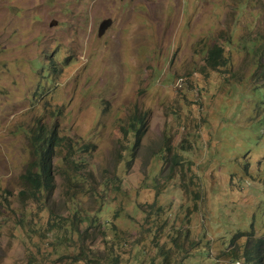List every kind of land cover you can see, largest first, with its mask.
<instances>
[{
  "label": "rangeland",
  "instance_id": "obj_1",
  "mask_svg": "<svg viewBox=\"0 0 264 264\" xmlns=\"http://www.w3.org/2000/svg\"><path fill=\"white\" fill-rule=\"evenodd\" d=\"M263 87L264 0H0V264H264ZM39 132L88 145L76 224L58 159L19 193Z\"/></svg>",
  "mask_w": 264,
  "mask_h": 264
},
{
  "label": "trees",
  "instance_id": "obj_2",
  "mask_svg": "<svg viewBox=\"0 0 264 264\" xmlns=\"http://www.w3.org/2000/svg\"><path fill=\"white\" fill-rule=\"evenodd\" d=\"M259 51V50H258ZM222 53V48L217 47L215 50H213L210 53V56L208 55V60L210 59L211 65L215 66L219 64V56ZM261 88V86L255 87V90ZM262 90V89H261ZM264 91V87L263 90ZM135 120L130 121L129 127L124 128L123 131V137L127 138L128 135V129L131 128L133 133V138L135 137L136 144L135 146H128L126 145L125 148L122 149V153L124 156H127L129 154L130 158H127L125 161L126 163H129L134 151L137 147H139L141 139L144 135L143 129L138 127V124L141 119L136 117ZM35 142V143H34ZM33 142V146L36 148L35 153L38 155V160L31 162L27 167L25 172L22 174L23 178V186L19 193L21 195H27V197L31 198L33 201H42L44 202L47 198V192H49L53 186L54 181V161L59 160L58 166L60 168H67L66 173L68 175L67 178V187L71 188V193L68 195L70 204L74 208V216L72 219V222L76 224L77 220H80V200L78 196L86 195L87 191H89V188L94 187V183L90 181L93 172V169L90 167V164L88 160H84L82 158L76 157V151L81 150H87L88 145H83L81 147L76 148V144L74 145L72 142H69L67 144L65 143H59L56 140V136L54 134H51L50 136H47L43 134L42 132H39L36 140ZM56 145L60 146V152L56 153L55 147ZM79 161V162H78ZM71 164L72 166V172L69 169L67 165ZM118 178V176H117ZM112 179V178H110ZM120 179V178H118ZM114 179H112L113 181ZM81 189V191L79 189ZM74 189V190H73ZM105 191L104 186L101 188V191L97 190V187L94 190H90L89 194L91 196H94L97 199L104 200V196L102 195ZM46 194V198L42 197V193ZM105 201V200H104ZM103 204L101 203L100 206ZM79 218V219H78ZM50 226H55L54 221H50ZM62 226L59 225L58 228H61ZM69 227V225L66 227V229ZM110 230L113 232H118L119 234H122L119 230L110 227ZM66 236V235H65ZM60 237L58 241V245L68 242L66 237ZM62 238V239H61ZM68 244H70L68 242ZM95 244H92L88 250L84 251L83 247L80 248L79 251H82L83 253H80V256L76 258V261H82L84 264H101L102 258L108 259L109 262H112V264H122L126 258H122V247L118 251L117 254L113 252L114 248L111 246L108 248V251L110 254L106 255H99L95 252V249L93 248ZM64 248H66L63 245ZM187 254V253H186ZM245 257L248 258V252L245 251ZM81 256H84L83 258H80ZM166 258L167 256H164V263L166 264Z\"/></svg>",
  "mask_w": 264,
  "mask_h": 264
},
{
  "label": "water",
  "instance_id": "obj_3",
  "mask_svg": "<svg viewBox=\"0 0 264 264\" xmlns=\"http://www.w3.org/2000/svg\"><path fill=\"white\" fill-rule=\"evenodd\" d=\"M111 22H112V19L111 18H105V19H103L100 22L99 26H98L97 35L98 36H101L104 33V31L106 30V28H108V26L111 24ZM53 23H56V22H53Z\"/></svg>",
  "mask_w": 264,
  "mask_h": 264
}]
</instances>
